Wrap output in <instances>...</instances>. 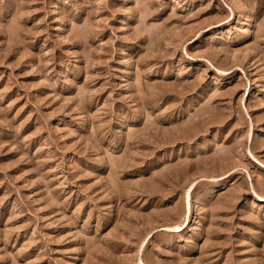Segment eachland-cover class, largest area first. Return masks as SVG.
Instances as JSON below:
<instances>
[{"label": "rangeland", "instance_id": "rangeland-1", "mask_svg": "<svg viewBox=\"0 0 264 264\" xmlns=\"http://www.w3.org/2000/svg\"><path fill=\"white\" fill-rule=\"evenodd\" d=\"M0 264H264V0H0Z\"/></svg>", "mask_w": 264, "mask_h": 264}, {"label": "bare ground", "instance_id": "bare-ground-1", "mask_svg": "<svg viewBox=\"0 0 264 264\" xmlns=\"http://www.w3.org/2000/svg\"><path fill=\"white\" fill-rule=\"evenodd\" d=\"M187 212H188V213L190 212V206H188V208H187Z\"/></svg>", "mask_w": 264, "mask_h": 264}]
</instances>
